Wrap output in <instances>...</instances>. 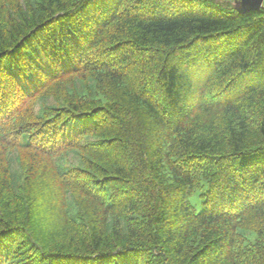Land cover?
I'll use <instances>...</instances> for the list:
<instances>
[{
  "label": "trees",
  "instance_id": "obj_1",
  "mask_svg": "<svg viewBox=\"0 0 264 264\" xmlns=\"http://www.w3.org/2000/svg\"><path fill=\"white\" fill-rule=\"evenodd\" d=\"M0 0V264H264V3Z\"/></svg>",
  "mask_w": 264,
  "mask_h": 264
},
{
  "label": "water",
  "instance_id": "obj_2",
  "mask_svg": "<svg viewBox=\"0 0 264 264\" xmlns=\"http://www.w3.org/2000/svg\"><path fill=\"white\" fill-rule=\"evenodd\" d=\"M264 0H235L234 6L239 12L259 10Z\"/></svg>",
  "mask_w": 264,
  "mask_h": 264
}]
</instances>
